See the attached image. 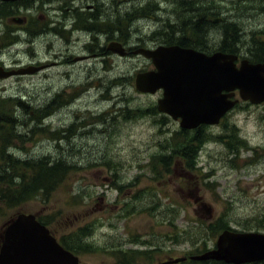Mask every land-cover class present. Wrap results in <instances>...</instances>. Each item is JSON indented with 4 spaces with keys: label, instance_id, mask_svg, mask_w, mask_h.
Segmentation results:
<instances>
[{
    "label": "rangeland",
    "instance_id": "rangeland-1",
    "mask_svg": "<svg viewBox=\"0 0 264 264\" xmlns=\"http://www.w3.org/2000/svg\"><path fill=\"white\" fill-rule=\"evenodd\" d=\"M66 1L29 3L32 34L15 31L18 24L3 18L17 7L0 3V65L43 67L35 74L0 78V163L10 157L70 167L64 184L47 198L1 207L0 236L23 211L46 218L57 237L88 226L83 243L93 249L78 254L79 264H159L209 251L225 230L264 233V103L240 102L223 126L204 127L199 135L180 132L181 126L158 109L161 91L136 89L137 74L155 68L141 51L128 59L118 52L103 57L98 42L88 46L91 31L102 32L104 44L114 34L132 40L177 25V18L188 25V17L208 15L238 26L239 40L231 41L239 51L234 55L250 62L264 43V0H76L85 7L108 2L119 13L106 24L92 20V12L79 14L82 20L66 15L63 29L50 21ZM189 1L195 10L185 11ZM123 3L128 8L131 3V16L128 10L122 16ZM102 12L100 19L106 20L109 15ZM220 24L205 32L211 51L225 37ZM38 111L51 113L43 118ZM9 117L14 123L2 122ZM196 137L193 154L182 158L180 147L192 152ZM173 209L179 211L174 220ZM220 218L223 232L214 227Z\"/></svg>",
    "mask_w": 264,
    "mask_h": 264
},
{
    "label": "water",
    "instance_id": "water-1",
    "mask_svg": "<svg viewBox=\"0 0 264 264\" xmlns=\"http://www.w3.org/2000/svg\"><path fill=\"white\" fill-rule=\"evenodd\" d=\"M15 2L21 0H0ZM221 19H211L218 23ZM111 50L124 55L120 45ZM154 63V70L138 73L136 89L143 94L163 91L160 112L181 119L183 129L216 125L239 102L264 103V63H250L238 56L216 52L207 55L178 46L141 50ZM43 67L30 65L7 70L0 66V78L30 75ZM237 92L240 99L235 98ZM196 261L252 264L264 261V233L225 230L216 248L192 256ZM178 258L159 264H177ZM80 258L64 248L50 230L33 214H19L5 229L0 248V264H79Z\"/></svg>",
    "mask_w": 264,
    "mask_h": 264
},
{
    "label": "trees",
    "instance_id": "trees-1",
    "mask_svg": "<svg viewBox=\"0 0 264 264\" xmlns=\"http://www.w3.org/2000/svg\"><path fill=\"white\" fill-rule=\"evenodd\" d=\"M193 3L194 1L187 2V7L185 8V11L195 10L194 7L188 8V6H192ZM213 15L217 16L218 14ZM200 17L201 18L199 21L196 20V17H188V22L190 23L192 29H190V33H187V38L184 44L185 46H191L193 48L208 51V53H213L215 51H211V48L207 49V45L204 41V36L206 34L205 32L207 31V29L212 25L215 26V24L207 20L208 15ZM218 26H221L225 37H223L222 45L217 51L228 54H238L239 51L231 45L232 40L233 44L234 41L239 40V37H236L239 34L238 26L236 24L225 26L220 24ZM259 47L260 48L252 52L253 60H250V62H264V43L260 44ZM38 113L41 114L43 118H45L50 116L51 111H38ZM0 118L2 117L0 116ZM2 122L5 124H12L14 123V120L9 117L7 120ZM62 162L57 161L55 163L50 164L51 162L49 160L22 161L10 157H8L4 162H1L0 208L3 206H6L8 208L17 207L27 203L30 200H34L37 197L47 198L53 191L58 190L59 186L64 184L63 180L68 175V171L70 168L69 166L65 165L64 162ZM22 212L23 211H20V213ZM169 213L173 215L172 220L176 219L179 216V211L176 212L175 209L169 210ZM36 216L43 225H46L50 229L49 221L46 218L41 217L40 215ZM15 218L16 216L13 217V220ZM224 225V218H220L219 221L214 224V227L217 231L223 232L226 229V227L224 228ZM86 229H88V226L75 231L74 234H69L67 236L62 235L58 239L66 249L70 250L76 255L80 254V252H87V250L93 248L88 243H83L82 234ZM79 232L81 233V236ZM199 234L201 236L205 235L201 229L199 231ZM69 236H71V238H69ZM2 240L3 234L0 238V247L2 245ZM128 257L130 258V255ZM262 264H264V262Z\"/></svg>",
    "mask_w": 264,
    "mask_h": 264
},
{
    "label": "flooded vegetation",
    "instance_id": "flooded-vegetation-1",
    "mask_svg": "<svg viewBox=\"0 0 264 264\" xmlns=\"http://www.w3.org/2000/svg\"><path fill=\"white\" fill-rule=\"evenodd\" d=\"M34 1H38V0H21V1H15V2H1L0 1V3H3L6 6L12 7L13 9L15 8V6L17 7L15 10H12L13 11L12 14L8 15L7 17H5L3 19H6L7 22H10L11 24H18L16 26H13L15 31H22V32H25L26 34H32V31L35 30V27L31 26L30 23H29L31 18H30V15L28 14L29 12H28L27 9L29 7L28 4L31 3V2H34ZM75 1L76 0H67L64 5L59 6L58 9L56 10L59 13L58 14L56 13V15H54V18L51 21L49 20L50 23L51 24L54 23L55 26L60 25V26H62L63 29H67V22L65 21L64 16H66V15H74L79 20H82L81 17L79 16V14L82 13V14L86 15L88 13L90 15V12H92L91 13V16H92L91 19L92 20L94 18V19L97 20V22L105 21V24H106L107 22H110L108 19H112L111 16H113L114 14L119 13L118 9L116 11L111 10L108 7V5H109L108 2H102V1L99 2V1H97L96 4L91 5V6L86 5V7H85V6H83V1H80L77 4L74 3ZM111 1H109V2H111ZM102 3L104 5V7H103ZM102 7H103V9H102ZM120 8H121L122 13H123L122 16H124V14H125V12L127 10H128L127 15L131 16V3H130L129 8L124 3L121 5ZM104 9L106 10V13L109 15L108 18H106V20L105 19L102 20L103 18L100 19L102 17V15H103L102 10H104ZM177 14H178V12H177ZM58 18H60L61 21H59V23H56L57 22L56 20ZM139 19H145V17L139 18ZM211 19H221L218 23L226 25V23H223V20H224L223 18H220V17H218V18L208 17L207 18L208 21H210ZM177 20H178V24L177 25L169 24L166 30H163V31H161L159 33L157 32V33H154L152 35H144V34H141L140 32H138V33H140V36H136V37L132 36L131 37L132 40H126V39L122 38L121 36H119L117 34H114L112 36L113 38L105 39L104 40V44L100 42L101 38H102V35H101L102 32H98L97 30L96 31H91V35L93 36L92 37L93 43H91L92 45H88V46H93L96 42H98V48L101 49V51H100V53L98 55L104 57L105 55H109L111 52H113L111 50V48H110L112 45H114V46L115 45H120L123 48V50H124V52H123L124 55L123 56L120 55V57L125 58V59L134 57L135 53H138L137 51H141V50H155V49H157L159 47H171V46H178V47H181V48H184V49H193L195 51L202 52V53H205L207 55H211V54L215 53V52L208 53V51H205V50H201V49H198V48H193L191 46H185L184 43H185V40L187 38L186 36H187V33H188L187 29L190 30L192 28L190 26V23L187 25V23L185 22L184 18L183 19L177 18ZM199 20H197V21H199ZM210 22H212V21H210ZM115 25L118 26L120 24H115ZM72 27L75 29V28L78 27V25L77 26H72ZM175 27H178V28H175ZM55 28L56 27L52 28V30H53L52 32L53 33H55L54 32ZM82 28H84V27H82ZM49 29L51 30V27ZM114 32L117 33L118 31L114 30ZM81 33H86V32L80 31L78 34H81ZM134 37L136 38V40H134L135 39ZM77 40L80 41V38L78 37ZM204 41H205V43L207 45H211L209 43V41L206 39V37H205ZM86 44L87 43H85L84 45L87 46ZM95 46L97 47V45H95ZM207 49H209V48L207 47ZM217 52H220V51H217ZM251 55H252V53H251ZM139 56L140 57L143 56L142 53H140ZM237 56L239 57V62L242 61L241 60L242 56L241 55H237ZM144 58H146L147 62L151 66H154L153 60L151 58H147L145 56H144ZM0 66H2V65H0ZM161 93H162V96H163V91H161ZM232 112L233 111L227 112L221 118L220 122L217 125H213V126L212 125L211 126L200 125L197 128L191 129V130L197 131V133L199 135L202 131H205L204 127H213V128L221 127L228 120V118L230 117ZM165 117L167 119H171L167 115H165ZM175 122L179 124V127L181 126V119L175 120ZM179 131L180 132L189 133L190 129H183L182 127H180ZM197 138L198 137H196L192 141V143H190V145H189L192 148V152L188 153V152L184 151V149H186V146H181L180 147L179 151H180V155H181L182 158L186 159L191 154H193L194 148L197 147V144H196V142L198 141ZM224 143H226V139L225 138H224ZM215 248H216V245L210 250H213ZM191 257L192 256L184 257V258H186V260L184 262L194 261V260H192ZM208 262H211V261H208ZM263 262L264 261L260 262L259 264H262ZM222 263H225V262H222ZM226 264H228V263H226ZM252 264H256V263H252Z\"/></svg>",
    "mask_w": 264,
    "mask_h": 264
},
{
    "label": "bare ground",
    "instance_id": "bare-ground-1",
    "mask_svg": "<svg viewBox=\"0 0 264 264\" xmlns=\"http://www.w3.org/2000/svg\"><path fill=\"white\" fill-rule=\"evenodd\" d=\"M73 73V72H72ZM58 74V73H57ZM19 116V115H18ZM17 122V121H16ZM21 133V132H20ZM77 144V143H76ZM79 149V148H78ZM2 151V150H1ZM14 152V151H13ZM78 152V151H77ZM67 158V157H66ZM97 160V159H96Z\"/></svg>",
    "mask_w": 264,
    "mask_h": 264
}]
</instances>
